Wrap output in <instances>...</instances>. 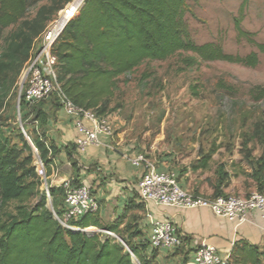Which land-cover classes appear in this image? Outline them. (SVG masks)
I'll list each match as a JSON object with an SVG mask.
<instances>
[{
    "label": "trees",
    "instance_id": "16d2710c",
    "mask_svg": "<svg viewBox=\"0 0 264 264\" xmlns=\"http://www.w3.org/2000/svg\"><path fill=\"white\" fill-rule=\"evenodd\" d=\"M69 1L0 0V117L15 94L34 40ZM186 7L187 0H84L53 46L62 91L75 105L104 117L118 78L145 61L186 52L192 54L183 59L186 66L194 65L196 59L257 65L264 42H256L251 33L243 31L239 19L235 20L238 36L256 49L244 56L226 53L217 43H195L184 19ZM251 95L264 103V86H255ZM42 101L29 104L20 99L19 109H26L20 113V122L29 140L22 129L17 130V142L0 132V264H135L134 259L138 264H151L147 243H134L117 230L116 223L102 224L98 210L70 219L69 227H64L46 207L35 157L47 167L57 147L47 143L42 126L39 129L45 119ZM27 124L31 131L26 130ZM254 126L256 135L263 137L264 112ZM209 156L204 155L198 167L204 168ZM259 175L255 178L264 186V175ZM216 176L212 196L224 195L229 174L218 169ZM59 192L63 196L60 186L50 188L49 196ZM141 203L135 206L141 208ZM57 209L52 210L60 217L61 206ZM89 227L97 230L87 231ZM106 231L120 237L128 249Z\"/></svg>",
    "mask_w": 264,
    "mask_h": 264
},
{
    "label": "rangeland",
    "instance_id": "374dc122",
    "mask_svg": "<svg viewBox=\"0 0 264 264\" xmlns=\"http://www.w3.org/2000/svg\"><path fill=\"white\" fill-rule=\"evenodd\" d=\"M242 2L187 0L184 19L192 40L217 43L233 55L255 51L238 36L235 20L256 42H264V0H246L243 7ZM187 56L192 54L177 52L164 60L145 61L118 78L104 116L114 146L130 155L141 153L156 170L174 172L190 185L200 182L212 189L216 171L222 169L229 174L226 187L231 186L233 194L263 192L255 177L264 175V129L263 137L256 135L254 123L262 117L264 103L255 101L251 91L264 86V53L253 67L198 59L186 66ZM22 77L21 72L15 94L0 117V132L13 142L21 130L20 113L26 110L17 106ZM26 130L31 131L30 124ZM206 154L210 155L206 166L198 167ZM39 171L46 207L58 210L62 192L48 197ZM123 247L128 249L126 243Z\"/></svg>",
    "mask_w": 264,
    "mask_h": 264
},
{
    "label": "crops",
    "instance_id": "0c3cea01",
    "mask_svg": "<svg viewBox=\"0 0 264 264\" xmlns=\"http://www.w3.org/2000/svg\"><path fill=\"white\" fill-rule=\"evenodd\" d=\"M40 108L45 113L42 125L44 139L57 147L53 161L41 173L45 185L56 188L64 180L75 185H87L98 200L100 222L104 225L116 223L117 230L134 243L146 242L151 264H193V251L203 239L216 248L225 264H264V220L258 210H250L247 221L236 224L213 214L208 208L141 203L137 182L143 172L142 167H135L125 160L121 156L124 151L116 146L112 149L93 145L83 151L78 150L75 140L82 133L54 96L43 100ZM84 123L90 127L88 122ZM101 139L106 143L113 141L105 136H101ZM177 180L187 191L212 195L213 190L203 187L200 182L190 185L179 176ZM223 191L233 193L234 189L228 186ZM136 203H141V208H137ZM60 205L63 206V200ZM148 214L171 221L181 244L174 248L153 250L148 244ZM126 225L130 226L128 230H124Z\"/></svg>",
    "mask_w": 264,
    "mask_h": 264
},
{
    "label": "built area",
    "instance_id": "2783aa9c",
    "mask_svg": "<svg viewBox=\"0 0 264 264\" xmlns=\"http://www.w3.org/2000/svg\"><path fill=\"white\" fill-rule=\"evenodd\" d=\"M84 0H70L46 24L42 33L34 40L29 58L24 64L23 80L18 91V102L21 97L26 103L34 104L54 96L74 122L82 136L76 138L78 150L89 146H104L114 149L112 143L101 139L105 136L112 140L113 131L106 117L97 116L92 110L75 105L62 91L57 77V57L53 46L68 22L75 17ZM84 122H88L87 127ZM37 122L34 121V127ZM24 135L29 140L25 130ZM35 151V149H34ZM121 156L135 167H142L143 172L137 182L139 198L142 202H153L158 206H175L179 208H208L213 214L223 217L236 224L247 221L250 210H258L264 220V192L252 191L249 194L226 193L224 195L204 196L183 189L174 172L158 171L141 153ZM37 173L44 168L42 161L35 157ZM63 190V206L61 216L52 210L54 217L64 227L66 222L76 219L88 212L99 209L98 200L85 184H73L64 180L59 185ZM46 195L49 197V187L46 185ZM148 243L152 249L174 248L181 244L173 223L167 219H157L150 214ZM193 264H225V260L217 253L216 248L201 240L192 255Z\"/></svg>",
    "mask_w": 264,
    "mask_h": 264
},
{
    "label": "water",
    "instance_id": "95a60500",
    "mask_svg": "<svg viewBox=\"0 0 264 264\" xmlns=\"http://www.w3.org/2000/svg\"><path fill=\"white\" fill-rule=\"evenodd\" d=\"M19 89H20V87H19ZM17 106H18V109H19V102H17ZM20 128L22 129V130H24V127H23V124L20 122ZM106 233H108V234H110V232H108V231H106ZM118 241H120L123 245H125V243L123 242V240L120 238V237H118V236H116V235H113Z\"/></svg>",
    "mask_w": 264,
    "mask_h": 264
}]
</instances>
